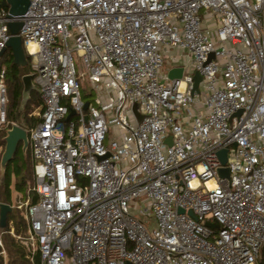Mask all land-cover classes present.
Returning <instances> with one entry per match:
<instances>
[{
	"label": "built area",
	"instance_id": "1",
	"mask_svg": "<svg viewBox=\"0 0 264 264\" xmlns=\"http://www.w3.org/2000/svg\"><path fill=\"white\" fill-rule=\"evenodd\" d=\"M12 20L43 100L26 128L35 183L19 206L41 264L262 262L264 0H30L19 15L0 6V55ZM166 46L191 55L181 78L163 69ZM8 100L0 64V129L17 123Z\"/></svg>",
	"mask_w": 264,
	"mask_h": 264
},
{
	"label": "trees",
	"instance_id": "2",
	"mask_svg": "<svg viewBox=\"0 0 264 264\" xmlns=\"http://www.w3.org/2000/svg\"><path fill=\"white\" fill-rule=\"evenodd\" d=\"M25 47V46H24ZM28 64L25 66L13 62V49L7 47L2 53L1 65L6 68V82L8 86V120L17 121L25 128L36 124L41 116L30 114L34 108L41 106L43 100L37 89H32L31 99L28 101L23 110L20 109L23 94V75L32 71V58L25 48ZM6 127L0 129V144H5L4 135ZM31 182L30 184H28ZM14 183L16 191L23 193V199L27 197L26 190L29 185L35 183V165L32 156L31 147L26 151L23 149V143L19 144L18 150L13 159L8 163L7 169L3 176H0V203H7L12 206V210L8 213L7 225L2 230L4 244L7 247L9 261L8 264H41L40 253L36 251L32 254L31 250L25 246L21 236L28 232V221L24 214L13 203L12 184ZM38 199L37 195H33L31 202L34 203ZM14 228L16 236L10 233ZM2 248L0 246V252ZM0 264H4V256L0 253ZM260 264H264V258Z\"/></svg>",
	"mask_w": 264,
	"mask_h": 264
},
{
	"label": "water",
	"instance_id": "3",
	"mask_svg": "<svg viewBox=\"0 0 264 264\" xmlns=\"http://www.w3.org/2000/svg\"><path fill=\"white\" fill-rule=\"evenodd\" d=\"M30 4V0H0V6H9V11L11 15H19L24 13ZM9 29L11 32V36L9 37L6 46L4 47L1 54L7 47H11L13 49V62L25 66L28 64V59L25 52V47L23 43V38L19 34V30L22 26L21 20H12L8 23ZM214 56L212 52L209 56V59ZM184 73V66L176 65L172 66L168 70V76L170 78H181ZM202 79V75L199 71H196L194 74V87L193 91L199 90V82ZM23 94L20 104V109L23 110L25 107L26 102L31 97L32 89H37L41 91L40 86L34 81V73L29 72L23 75ZM88 106V101L85 103V107ZM138 105L135 104V108ZM75 112V110H71L68 115V118ZM241 110H238L237 113H240ZM5 140V149L1 157V170L5 173L8 163L13 159L14 155L16 154L19 144L23 143V149H26L29 146V138H28V131L27 129L18 123H13L11 127L6 129V134L4 135ZM109 155V154H108ZM218 155L221 159L222 164H225L227 161V149H222L218 152ZM219 176L220 177H227L230 178V171L228 167H220L219 168ZM12 210V206L7 203H0V227L5 228L7 225V218L8 213ZM184 209L180 208L179 212L184 213ZM190 215H194L193 212L189 211ZM208 225H212V223L207 222ZM130 264V263H128Z\"/></svg>",
	"mask_w": 264,
	"mask_h": 264
},
{
	"label": "rangeland",
	"instance_id": "4",
	"mask_svg": "<svg viewBox=\"0 0 264 264\" xmlns=\"http://www.w3.org/2000/svg\"><path fill=\"white\" fill-rule=\"evenodd\" d=\"M74 55H75V64H76V71H77V76L79 78V81L81 83V92L83 97L85 98V100H94V97L96 96L97 92L92 84V82L90 81L89 77H88V69L87 66L83 60L82 57H79L76 53V51H74ZM0 61H2V54L0 55ZM1 64V63H0ZM169 64V58L165 57V61H164V67L163 69H167ZM31 99V97L29 98V100ZM28 100V101H29ZM28 101L26 102V104L28 103ZM25 104V106H26ZM40 108L41 106H38L36 108H34V110L30 113V114H34V115H40ZM17 122V121H16ZM18 123V122H17ZM31 126H28V129ZM113 129H111V131L109 132V137L113 136ZM29 148V146H28ZM5 149V144L3 146V144H0V163H1V157L2 154L4 152ZM27 150V149H26ZM3 172L1 170V165H0V176H3ZM31 182H29L28 184H30ZM12 199H13V203L14 205L21 210V212L24 214V217L26 218V207L23 205L21 207H19L20 205H22L21 203L23 202V193H19L18 191H16L15 189V185L14 183L12 184ZM27 219V218H26ZM4 229V228H3ZM3 229L0 228V246L2 248L1 252L4 256V264H8L9 261V255H8V251H7V247L4 244V240H3ZM10 233L14 236H16L14 228L11 229ZM17 238H22L25 246H27V248L29 250H31L32 254L35 251V246L32 245V241L29 238V229L28 232L26 234H23L21 236H16ZM67 264H71V260L67 259Z\"/></svg>",
	"mask_w": 264,
	"mask_h": 264
},
{
	"label": "crops",
	"instance_id": "5",
	"mask_svg": "<svg viewBox=\"0 0 264 264\" xmlns=\"http://www.w3.org/2000/svg\"><path fill=\"white\" fill-rule=\"evenodd\" d=\"M207 24L210 26H214L213 22L210 20H207ZM164 51V61L165 57L169 58V64L167 69L164 71L168 73L169 68L176 65H182L185 69H188L190 67L191 62V55L189 52L185 49L179 48V47H163Z\"/></svg>",
	"mask_w": 264,
	"mask_h": 264
},
{
	"label": "bare ground",
	"instance_id": "6",
	"mask_svg": "<svg viewBox=\"0 0 264 264\" xmlns=\"http://www.w3.org/2000/svg\"><path fill=\"white\" fill-rule=\"evenodd\" d=\"M30 47L33 49L35 47V43L34 42H31L30 44Z\"/></svg>",
	"mask_w": 264,
	"mask_h": 264
}]
</instances>
